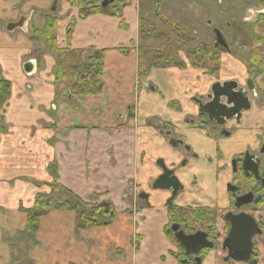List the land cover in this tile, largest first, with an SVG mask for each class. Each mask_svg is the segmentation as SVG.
Here are the masks:
<instances>
[{
    "label": "crops",
    "instance_id": "obj_1",
    "mask_svg": "<svg viewBox=\"0 0 264 264\" xmlns=\"http://www.w3.org/2000/svg\"><path fill=\"white\" fill-rule=\"evenodd\" d=\"M51 1L20 4L21 0H0V80L11 85L3 115L6 131L0 133V264L9 252L2 235L25 231L26 216L20 210L32 207V195L44 192L47 183L71 192L87 206H106L113 218L84 229L73 210L48 212L38 220L35 246L27 254L31 264H195L194 257L186 256L175 241L171 226L167 228L171 217L166 205L169 193L152 189L159 173L155 160L162 157L167 164L178 161L152 124L170 121L182 129L183 119L195 112L190 98L206 88L209 76L192 69L196 76L189 74L192 81L183 83L178 78L183 72L157 68L146 82L142 81L153 90L142 87L139 91L138 0L117 16L89 14L79 18L82 9L75 8L63 18L75 21L70 34L69 23L56 28V47L94 51L96 55L106 51L101 62V93L61 99L51 74L55 62L50 56H55L47 53L43 40H30L26 30L6 31V24L22 14L32 15L33 7L46 10ZM35 15L29 27L34 22L42 25ZM215 30L222 36L215 28L213 35ZM227 47L225 55L234 58ZM26 64L31 65L30 72L24 68ZM245 67L233 69L244 73ZM180 132L183 134L184 129ZM187 134L190 141L195 139V145L201 146H197L199 151L208 145L202 132ZM199 154L203 155L202 151ZM201 163L205 166H193L191 175L182 177L184 189L190 176L198 177V190L178 196L173 208L207 211L210 207L222 233L218 248L201 251L200 264H226L220 248L225 238L219 215L222 208H218L220 199L222 207L225 204L219 195L222 184L216 179L217 166ZM142 193L146 200L138 199ZM255 217L264 224V208ZM261 239L264 246V232Z\"/></svg>",
    "mask_w": 264,
    "mask_h": 264
},
{
    "label": "flooded vegetation",
    "instance_id": "obj_2",
    "mask_svg": "<svg viewBox=\"0 0 264 264\" xmlns=\"http://www.w3.org/2000/svg\"><path fill=\"white\" fill-rule=\"evenodd\" d=\"M132 1L136 0H52L49 2L46 10L39 11L38 8L33 7L30 10L32 15H27L28 13L22 14L15 21L6 24V31L12 33L18 30H26L28 31L27 33H29L30 40H41L37 38V32L41 31L46 26L48 20L54 19L57 24V22L67 17L70 11L75 8L82 9L78 11V16L79 18H85L88 15L84 16L83 11L88 12L93 8L108 10L114 7L121 10L129 6ZM185 1L189 5L195 2V5H193L196 7L194 8V14L195 16H199V13H201L203 9V4H200L199 0ZM28 2L29 0H21L20 4H28ZM138 2L139 5H137V8L140 10V0H138ZM220 2L221 0H217V5L221 6ZM105 3H107V7L103 8L102 5ZM159 3L158 1L155 2V8H153L154 21L151 23L155 26H161V23L157 19V16H160L170 22L179 24L176 23L173 18H168V13L163 15L159 12L161 9ZM213 4H215V1ZM243 5L244 4L239 3L237 8H242ZM84 8L90 9L85 10ZM34 15L38 19L37 22L41 21L42 25L39 24V22L36 24L34 22L31 24V27H29V23ZM138 21L140 25L141 20L138 19ZM68 23V27H70L75 24V21L71 19ZM35 26H41V29H37ZM179 26L181 27V25ZM183 30L188 32L186 28H183ZM55 33L56 30L54 36ZM241 71V69L233 70V76H231V79H227V81L210 82V84H207L208 87L206 86L208 88L206 89V91L208 90L207 92L201 90L202 92L199 93V95L190 98L189 101L195 108V112L193 115H187L183 119V134L180 132L182 129L180 127L178 128L177 125H174L170 121H158L152 124L156 132L165 139L171 154L173 153V155L176 154L178 156V161L172 162V164H167L162 157L157 158L154 162L159 173L152 183V189L156 191L164 190L169 193L166 205L169 206L171 217L167 228L178 225L179 229L186 235L202 232L200 231L201 229L203 233L207 234L208 240L214 244V248L215 245L218 247V243L220 242L216 243L219 239V232L217 233L216 231L215 213L212 212L210 207L206 208V210L213 214L211 217L213 219L214 228L211 225L212 222H206L209 224L207 228H203L200 224L193 225V222L188 226L185 223H179L174 216L181 214V212L188 214L189 211H199L200 209L193 210L187 206L188 208L178 210V208H173V202L181 194H186V192H188V195H191L192 192L190 191L198 190V177L194 175H192V177L190 176L188 186L185 189L184 185H182V177L191 175L189 172L196 166H198V169L199 166H205V164L201 163L204 161L208 166H217L216 179L218 181L222 178L224 179L221 183L222 185H220V188H224L225 191V194L222 195L225 198V204L222 208L223 212L220 214V220L223 223V231L228 227V234L230 228L228 222L225 220L226 215L245 214L254 217L260 209L264 208V123L262 124V118L264 116V74L260 75L257 70H252V68L249 67H245L244 73ZM218 72L219 70L217 73ZM211 78H213V76H211ZM215 84H219L218 89H214V87L212 92V87ZM147 87L153 90L149 85H147ZM222 106H225V108ZM253 117L260 121L258 125H255L256 123L253 122ZM211 118L213 119L211 120ZM260 126L263 128L262 133H260ZM197 131L203 133V139L205 140L204 144L209 145V147L208 145L202 146L205 150L203 151V149H201L203 155L199 154L201 151L197 148V146L200 148L201 146L199 144L195 145V142H197L195 139L190 141L191 136L187 134V132L193 133ZM207 151L210 153H207ZM176 155L174 160H176ZM255 167L259 179H256V174L252 172ZM166 174L169 176L163 179V176ZM173 178H175L177 182V190L174 196L173 190L166 187L171 186L170 184ZM157 180H161L163 183L161 185L165 186V188L154 189L153 186ZM158 185L160 186V184ZM200 189L202 190V188ZM141 195L146 196L143 193L139 194V200L142 199L140 198ZM247 196H250L248 203L236 207L238 204L237 199H242ZM95 206L101 207L105 214H109V220H112L113 214L110 209H107L106 206ZM95 206H91L90 208H94ZM88 212L90 213L89 210ZM109 220L103 221V224L108 223ZM207 220L209 221V219ZM208 232H214L215 236L213 238L209 237ZM224 239H222V241ZM202 256L203 254L199 255L201 259Z\"/></svg>",
    "mask_w": 264,
    "mask_h": 264
},
{
    "label": "rangeland",
    "instance_id": "obj_3",
    "mask_svg": "<svg viewBox=\"0 0 264 264\" xmlns=\"http://www.w3.org/2000/svg\"><path fill=\"white\" fill-rule=\"evenodd\" d=\"M157 1L160 2L159 6L161 7V9L160 11L159 10L158 11L161 14L166 15L168 13V18L170 19L173 18V20L176 19V22L179 23L178 25H182L181 27L179 26L181 29H183L184 27L188 29V39L190 42L186 44L187 50L193 51L197 49L199 46V50L206 51L203 50L204 46L212 45V42H214V35L212 34L213 33L212 29L215 28L221 31L222 38L224 37L227 45L230 47L231 55L233 54L235 55L234 58H231L229 55H225L226 53H222L221 55H219L216 52H212L211 55L207 56V59L204 58L202 63L194 65L189 63L185 51L178 52L176 55H174V59H175L174 63L175 64L178 63L179 66L178 67L174 66L173 69H177L176 71L183 72L181 73V77L178 76V78L181 79L183 83L186 81L187 82L192 81L191 76H196V73L191 72L190 70L192 69L194 70L195 67L203 68L204 66H208L209 64L215 62L217 57H219L220 60L219 62L220 70L218 69L219 72L216 73L212 79L211 77H208L207 84H210V82L211 81L213 82L214 80L223 82L225 80L227 81V79L228 80L231 79V76H233L234 74L232 72L233 70H235L233 68L235 67H239L241 69L244 66L250 67L251 65L256 67H264V34H262L260 30L257 31V34H261V35L255 37L256 39L261 40L260 42L261 46L259 48L260 53L254 54V52L252 51L251 54V41L253 36L256 34L255 32L253 33L251 29L256 22L264 23V0H221L220 2L221 6L217 5V0H199L200 4H203L202 7L204 9V10L202 9L201 13H199V16L197 15L195 16L194 14L195 12L194 8L196 7L193 5H195V2L192 3L190 2L191 3L190 6L188 3H186L185 0H140L141 4H140V10H138L139 11L138 14H139V19L144 25L146 23L149 24V22L154 21L153 8H155V2ZM214 1L215 4H213ZM239 3L244 4L242 8H237V5ZM247 11H249L250 13ZM171 12H173L172 15L170 14ZM106 14L109 16H117L120 14V10L116 7L109 8ZM179 19L181 21H179ZM68 22L69 20L62 19L59 22H57L56 26L60 27L62 23L68 24ZM59 30H61V28H59ZM172 38L174 40V37ZM161 46H164L162 42L156 43V42H148L144 40L139 43V48L144 49L143 51L145 52H152V51L154 52L155 49L160 48ZM127 51H129V49H127ZM47 53L52 54L49 51H47ZM50 57L52 58V60L54 59V62L56 61L55 57L52 56ZM208 59L212 60L211 61L212 63L208 64V62L210 61ZM213 67H216V65ZM225 67L228 69H226ZM169 69L171 68L169 67ZM199 71L203 72L204 70H199ZM51 74L54 77L55 72L54 73L52 72ZM202 74L205 77L210 76L205 71ZM207 87L203 90L204 92L206 91V89H208ZM201 92L202 91H196L195 93H193V97H196ZM174 105L175 104H173V106ZM5 107L6 106H4L2 112L3 115H4ZM2 118L3 119L0 122V127L3 129V131H6V127H4V117ZM253 122L256 123L255 125H258L260 121L257 118L253 117ZM263 123H264V116L262 118V124ZM260 127H261L260 133H262L263 132L262 129L264 128V126L263 128L262 126ZM47 170L49 171L51 177L55 181L54 171H52L50 166H48ZM223 180H224L223 178L219 180V183L221 184ZM38 186L39 185H36V189L40 190L41 188L40 186L38 188ZM223 194H225L224 188L223 189L219 188L220 197ZM187 198L189 197H184V200H186ZM31 199H32V205L34 204L35 200H39L45 203L51 201L59 206H62L63 204H67L69 207H76V205H79L80 210L81 209L84 210L83 206L85 204L84 202L78 200L71 192L65 190L64 188L56 184L52 185L51 183L46 184L44 192L37 191L35 194L32 195ZM218 202L220 204L218 208H223L222 207L223 201L220 199ZM221 212H223L222 209ZM78 218L80 217L77 216V222H79L78 225L82 227L84 224L83 222L84 218H81L80 220ZM254 219L258 222L259 228L261 224L264 227L263 222H261L262 220H258L256 217ZM200 231L203 232V230L201 229ZM216 231L217 233L219 232L218 233L219 239L216 241V243H218L220 242V238H221L220 236L222 232L221 230L218 229V227H216ZM227 231H228V227L223 232V235L224 234L227 235ZM263 232L264 229L262 231V234ZM261 238L262 235L254 238L255 248L253 250L254 252L253 257L258 261V264H264V249H263L264 246L260 245L263 242ZM2 240H3L2 241L3 244L5 245L7 244L9 251L8 257L2 260L3 264H31V262L27 260L28 259L27 254L29 249L35 246V242L33 240V237H30L26 233V231L17 230L16 233L13 235L11 234L8 235L7 232V234L2 235ZM215 248L218 247H216L215 245ZM226 264H243V263H226Z\"/></svg>",
    "mask_w": 264,
    "mask_h": 264
},
{
    "label": "trees",
    "instance_id": "obj_4",
    "mask_svg": "<svg viewBox=\"0 0 264 264\" xmlns=\"http://www.w3.org/2000/svg\"><path fill=\"white\" fill-rule=\"evenodd\" d=\"M107 12L108 10L93 8L86 13L84 12L83 15L86 16L89 14H106ZM157 19L161 23V26H155L151 22L144 25L140 21V41H154L156 43L162 42L164 46L155 49L154 52H145L143 51L144 49H137V79L139 83L145 81L153 69H169V67L173 68L174 66L178 67V63H174V55H176L178 52L185 51L189 63L194 65L202 63L204 58L207 59V56L211 55L212 52H216L219 55H221L222 53H227V50L219 46L216 47L214 44L215 41L212 42V45L204 46L203 50L206 51L199 50V46L197 49L189 51L186 48V44L190 42L188 39V32L181 29L178 24L170 22L163 17L157 16ZM72 28L73 25L68 27L67 35L70 34ZM55 30L56 21L54 19L48 20L46 26L41 31L37 32V38L44 40V45L47 47L48 51L55 56L56 61L53 85L55 89L58 90V97H60L61 99H66L69 96L89 97L99 95L101 93L100 85L102 77L101 62L106 51L98 52V55H96V52L94 51L83 53V51H74L68 48L58 49L56 47V39L54 36ZM259 30L262 32V34H264L263 22H256L251 29L253 33H256L251 41V54L252 51L254 52V54L260 53L259 48L261 46V40L255 38L256 36L261 35L257 34V31ZM172 37H174V40ZM120 52L126 53L127 49H120ZM211 61L212 60H210L208 64L212 63ZM219 62V57H217L215 62H213L212 64L204 66L203 68L195 67L194 69L204 70L211 77L217 73L218 69H220ZM213 64H215L216 67H213L215 66ZM249 68H252V70H257L260 75L264 74V67H256L251 65ZM10 88L11 85L9 82L0 80V122L3 119L2 112L4 106L6 105L10 97ZM2 131L3 129L0 127V133ZM79 207V205H76V207H69L67 204L59 206L51 201L45 203L39 200H35L34 204L29 209H21V212L26 216L25 231L30 237H34L38 227L39 218L53 210L75 211L77 216L80 217L78 218L79 220L81 218H84V224L82 228L95 227L97 226V224L101 226L103 224V221H108L110 218L109 214H105L104 210L99 206L90 208V206L84 204V210H80ZM87 210H89L91 214ZM211 216H213L212 212L199 210L189 211L188 214L181 212V214L175 215L174 218H176V220L181 224L185 223L189 226L190 223L193 222V225L200 224L203 228H207L209 224H207L206 222L213 221ZM207 219H209V221ZM211 225L214 228L213 222L211 223ZM260 229H264L263 225L260 226ZM208 235L211 238L215 236L214 232H208ZM175 244L177 245L176 242ZM205 252L207 251L205 250L204 253Z\"/></svg>",
    "mask_w": 264,
    "mask_h": 264
},
{
    "label": "water",
    "instance_id": "obj_5",
    "mask_svg": "<svg viewBox=\"0 0 264 264\" xmlns=\"http://www.w3.org/2000/svg\"><path fill=\"white\" fill-rule=\"evenodd\" d=\"M103 8L107 7V3L102 5ZM215 36V46L222 47L225 50H228L227 44L224 42L220 32L214 31ZM31 65L26 64L25 69L30 72ZM219 84H215L212 87L218 89ZM225 86V85H224ZM225 108V106H222ZM221 115V114H220ZM218 115V116H220ZM222 117V116H221ZM213 118H211L212 120ZM228 119V118H226ZM256 167L253 169V173L256 174L255 178L259 179L256 172ZM168 174L163 176V179H166ZM160 184V186L158 185ZM161 180H157L154 184V189H163L165 186ZM171 186H166L169 189L173 190V196L177 190V182L175 178L171 181ZM140 198L146 199V196L141 195ZM250 196L237 199L236 207H239L243 204L248 203ZM225 220L228 222L230 228L226 238L222 241L220 248L222 253L225 254L224 261L233 262V263H243V264H257V260L253 258V239L262 235L256 220L245 214L232 215L228 214L225 216ZM171 233L175 241L182 247L186 256H193L195 259V264H200L201 258L199 257L202 250H212L214 244L208 240L207 234L203 232H196L192 235H186L182 230L179 229L178 225H173L171 228Z\"/></svg>",
    "mask_w": 264,
    "mask_h": 264
}]
</instances>
